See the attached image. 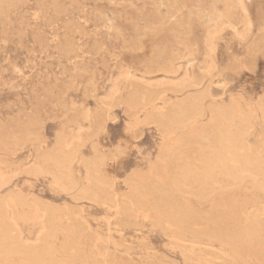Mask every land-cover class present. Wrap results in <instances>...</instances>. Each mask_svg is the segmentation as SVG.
<instances>
[{
	"label": "rangeland",
	"instance_id": "rangeland-1",
	"mask_svg": "<svg viewBox=\"0 0 264 264\" xmlns=\"http://www.w3.org/2000/svg\"><path fill=\"white\" fill-rule=\"evenodd\" d=\"M0 2V138L5 131L13 128L17 131L33 118L36 122L30 132L42 136L48 147L54 143L56 134L62 133V140L66 142L69 136L66 133L72 130L74 135L85 139L80 146L84 158L99 155L105 160L107 172L115 181L113 188L122 195L128 189L124 178L134 171L148 169L149 161L157 154L161 134L156 124L150 122L134 127L135 113L128 114L123 107L115 105L109 109L110 117L96 136L90 135L93 125L87 120L81 119L74 129L65 128V120L72 113L76 116L86 108H95L122 70L128 69L132 78L148 80L153 88L184 76L197 77L202 80L200 89L208 90L217 102L225 105L237 100L245 108L255 105L260 97L264 98V0ZM190 4L191 8L188 7ZM226 4L234 6L230 15L224 13ZM244 15L251 23L248 31L244 29ZM205 19L206 25L203 24ZM161 22H165L164 28L156 34L145 29L147 25ZM207 29L214 32L211 57L206 44ZM172 32L194 39L197 47L195 50L183 49L182 57L175 62L179 70L166 74L161 66L166 64ZM88 76L95 80L90 88L85 85ZM119 84L122 89L119 95L122 96L128 82L120 79ZM177 96L182 94L167 91V97L174 99ZM42 97L46 102L39 100ZM137 114L143 116L142 111ZM262 116L257 117L254 133L248 139L252 148L264 145ZM33 142L25 140L13 151L0 150V176L7 182L0 191V201L7 208L6 217L14 227L13 233L19 234L18 239L26 241L27 238L30 242L40 234L37 225L32 227L29 220L21 218L25 204L33 203L38 208L39 220L44 219L41 213L48 206L62 213L73 211L72 222L79 223L84 233L78 245L83 259L76 264H101L90 260L94 246L102 255L111 253L114 261L132 264H185L190 260L193 264H244L241 260H232L226 253L228 248H221L218 242L203 238L195 242L189 236L179 240L174 226L153 220L154 223L143 216L129 221L120 217L117 209L110 211L88 199H75L76 190L69 193L59 190L47 176L27 173L24 168L32 162L29 160ZM74 165L76 175L82 178L83 168ZM251 187L253 184L243 183L237 189H231L224 196L227 206L236 210L238 202L250 199ZM14 197L20 202L13 201ZM261 197L263 195L259 193L257 198ZM214 201H218L217 198ZM180 202L184 208L200 207L194 198L180 199ZM245 206L243 213L251 210L249 205ZM169 233L176 238L172 239ZM262 241L259 239L246 247L249 264L260 263L253 250L264 253ZM60 242L61 237L57 238L55 246L58 247ZM194 243L197 245L193 246ZM189 246L197 250H191ZM184 247L185 251L182 250ZM209 249L216 253H210V258ZM219 250L224 254H218Z\"/></svg>",
	"mask_w": 264,
	"mask_h": 264
},
{
	"label": "bare ground",
	"instance_id": "bare-ground-1",
	"mask_svg": "<svg viewBox=\"0 0 264 264\" xmlns=\"http://www.w3.org/2000/svg\"><path fill=\"white\" fill-rule=\"evenodd\" d=\"M188 7L191 8L192 5ZM233 9L234 6L228 4L224 13L230 15ZM242 10L245 12L243 6ZM207 22L206 20L203 24L206 25ZM243 23L244 29L248 31L251 23L247 15H244ZM164 25L165 22L159 25L151 24L145 29L156 34ZM206 31L208 56L211 57L214 51V32L209 29ZM168 43L169 53L161 70L166 74H174L179 70L175 62L182 57V50H195L197 46L194 39L178 32H172ZM120 79L128 82L126 93L122 96L119 95L122 90ZM201 81L197 77L192 79L184 76L180 80L153 88L148 80L132 78L130 71L125 69L112 80L108 91L94 109L86 108L80 113L76 111L79 113L76 116L69 113L71 115L65 120V128L74 129L78 127L81 119L87 120L93 125L91 136H96L104 128L106 119L110 117L109 109L115 105L123 107L128 114L135 113L134 127L150 122L156 124L161 134L157 154L149 161L148 169L134 171L124 178L128 187L124 195L113 188L115 181L107 172L105 160L99 155L91 159L83 157L80 146L85 139L80 138L78 134L74 135L72 130L71 133H66L69 135L66 142L62 140V133L56 134L54 143L48 147L42 136L30 132L36 118L29 119L27 124H23L17 131H13L14 128L5 131L0 138V150L13 151L23 141L33 140L29 160L32 162L24 168L27 173L33 176H47L59 190L68 193L76 190L75 196L73 195L75 199H88L104 205L110 211L117 209L120 217L129 221L143 216L159 224L174 226L177 229L175 235L179 240H185V237L189 236L191 241L203 238L206 241L218 242L221 248H228L226 253L228 252L232 260H241L247 264L249 251H245L246 247L252 246L254 241L259 239L264 240V145L259 143L261 147L252 148L248 140L254 133V124L259 114L264 118V98L260 97L255 105L245 108H242L237 100L225 105L217 102L208 90H201ZM94 84V78L88 76L86 88ZM167 91L182 96L171 99L167 97ZM42 99L43 97L39 100L45 101ZM140 111L143 116L137 114ZM154 124L152 125L155 126ZM74 163L83 168L82 178L76 175ZM243 183L253 184L251 197L247 201L238 202L236 210H232L224 201V196ZM6 185L7 182L0 176V191ZM259 193L263 197L257 198ZM190 198H194L200 207L184 208L180 199L188 201ZM216 198L218 201H214ZM13 201L19 200L14 197ZM25 205L26 209L23 210L21 218L29 220L32 227L37 225L36 230L38 229L40 234L30 242L27 238L26 241L18 239L19 234L13 233L14 227H11L12 223L10 224L6 217L7 208L0 201V264H76V261L83 259L78 245L82 242L84 233L79 223L72 222L73 211L66 210L62 213L48 206L41 213L44 219L39 220L38 208L33 203ZM204 205L207 207L203 208ZM245 205L251 207L246 214L243 213ZM64 218L67 219L66 222ZM59 237L61 242L56 247L55 241ZM170 237L176 238L171 235ZM94 248L95 246L94 255L90 258L93 263L109 264V261H112V264H132L129 261H114L111 253L102 255L97 247ZM182 250L185 251V247ZM208 251L210 258V253L214 251ZM253 252L260 258L258 263L264 264V253L257 250ZM218 254L224 253L220 251ZM65 257L69 260H65ZM185 264L193 263L190 260Z\"/></svg>",
	"mask_w": 264,
	"mask_h": 264
}]
</instances>
